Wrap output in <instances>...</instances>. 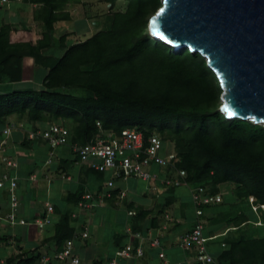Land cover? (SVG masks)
Listing matches in <instances>:
<instances>
[{
  "label": "trees",
  "instance_id": "obj_1",
  "mask_svg": "<svg viewBox=\"0 0 264 264\" xmlns=\"http://www.w3.org/2000/svg\"><path fill=\"white\" fill-rule=\"evenodd\" d=\"M30 1L41 5L36 20L42 21L45 29L38 34L35 30L2 25L0 66L11 58L21 61L39 54L52 44L54 23L63 19L59 10L62 0ZM105 1L114 5L116 0ZM127 1L125 11L113 15L110 28L67 47L49 67L40 88L1 91L0 128L12 114L27 115L36 123L48 114L55 120L72 119V141L79 143H86L98 132L97 122L116 134L136 128L146 135L158 132L164 139L170 135L177 142L173 146L175 166L187 171L191 185L206 186L211 193L219 194L211 184H236L249 211L262 222L252 223L264 227V125L225 116L220 84L202 54L188 48L175 51L145 32L162 0ZM2 72L10 74L7 68ZM62 87H76L86 91V95L60 90ZM251 196L258 206L256 212L249 200ZM221 203L208 207L203 217L205 234L213 237L209 242L211 253L218 252L216 257L220 260L241 264L259 257L264 262V237L247 238L242 234L228 239L241 229V223L235 221L242 215L228 218L222 230L208 229L209 212ZM144 214L147 212L138 209L133 217ZM74 232L70 213H65L53 239L58 250ZM217 243L220 250L213 249ZM37 250L14 254L7 263L34 264L42 254Z\"/></svg>",
  "mask_w": 264,
  "mask_h": 264
},
{
  "label": "crops",
  "instance_id": "obj_2",
  "mask_svg": "<svg viewBox=\"0 0 264 264\" xmlns=\"http://www.w3.org/2000/svg\"><path fill=\"white\" fill-rule=\"evenodd\" d=\"M40 6V4L33 3L30 0H9L0 3V27L3 23H9L16 18L25 21L27 24L28 20H34L35 12ZM27 29L32 30V28ZM19 117V114H12L6 117L3 122L7 124L14 121L18 124L11 132L6 146V153L16 159L18 167L10 169L0 160V175L4 171L10 170L12 174L18 176L17 194L20 204L17 215L19 218L32 219L34 225H36L35 219L47 214L46 203H51L54 206V211L49 213L51 222L44 229H22L23 240L20 239V231L16 233L8 227L1 229L0 245H4L9 253L0 255V264H8L7 258L9 255L26 250L36 248L40 253L57 251V245L53 239L57 224L65 213H70L71 225L75 230L88 229V237L76 239L75 253L88 264H113L117 250L129 241L126 231L129 226H132L133 229L136 227L137 230L150 236L159 233L161 223L159 217L164 216V212L167 211V209L163 210L164 208L157 210L155 206V199L160 201L162 198V194L159 195L161 189H163L161 193L163 192V194L172 197V200H167L168 202H173L175 201L174 198H179L180 202L188 204L189 210L182 212L179 208L174 211V215L179 222L177 221L175 225L162 233V247H152L146 242L143 256L121 258L119 264H163V260L159 257L161 250H164L167 258L174 264H193V253L183 250L177 244L178 237L192 227L195 219L194 206L191 198L188 197L190 195V185L180 186L174 192H170L158 180L156 184L161 188L152 191L147 188L152 186L154 182L147 183L141 180L145 183L144 188L135 191L128 181L130 179L136 181L137 179L117 180L115 183L117 191L111 198H107L104 203L91 212L82 210L79 208L78 202L83 193L88 190L104 191L107 188L108 175L105 173L99 174L88 166L79 164L77 156L73 153L69 144L59 146L56 149L53 162L50 165H45V160L49 155L47 142L41 138L30 140L28 133L33 130L46 129L53 123L31 121L29 122L31 125L26 123V126H23V122H19ZM60 121L56 123L65 124ZM69 129L72 128L69 127ZM169 147V149L172 148V146ZM152 171L159 173L161 177L169 172L155 165L152 166ZM32 176H35V178L31 179ZM121 192H124L125 195L122 196ZM157 195L159 196L156 197ZM53 197H57L59 201L55 202V199L52 201ZM184 197L188 200L190 198V200L187 202L181 200ZM8 209L9 195L8 189L5 188L0 190V211L5 213ZM131 209L144 210L147 214L133 217L128 214ZM22 244H25V248ZM217 253L214 255L216 256ZM36 263L37 261L34 264Z\"/></svg>",
  "mask_w": 264,
  "mask_h": 264
},
{
  "label": "built area",
  "instance_id": "obj_3",
  "mask_svg": "<svg viewBox=\"0 0 264 264\" xmlns=\"http://www.w3.org/2000/svg\"><path fill=\"white\" fill-rule=\"evenodd\" d=\"M9 0H0V3ZM20 1V0H17ZM98 132L86 143L72 141V135L69 127L65 124L53 123L43 130H33L28 133V138L34 140L43 139L49 146V155L45 160V165H50L56 154V149L61 145L69 144L73 153L77 156V162L86 165L94 171L102 172L108 175L106 180V189L104 191L88 190L83 193L78 202L80 209L91 212L97 206L111 198L116 188V181L128 178L141 179L147 183L154 182L149 189H156V181L160 180L165 188H178L183 185H190L191 201L195 210V219L192 227L182 233L177 244L186 251L193 253V264H241L220 260L209 249V242L213 237L205 234V222L203 217L208 207L222 202L219 194H213L206 186H192L187 181V171L175 166L176 152L174 148L169 149L165 139L158 132H152L146 135V132L136 128H128L122 134H116L113 131H106L101 123ZM18 126L14 121L8 122L0 128V160L10 169H16L18 162L15 158L6 153V146L11 132ZM166 169L169 172L161 177L159 173L152 171V166ZM34 179L35 176L30 177ZM8 189L9 209L3 213L0 211V221L8 224L25 225L28 221L25 218H19L17 209L19 207L18 176L12 174L10 170L4 171L0 175V190ZM124 196L125 193L121 192ZM252 208L257 211L258 206L254 204L253 196L249 198ZM264 208V204L261 205ZM47 214L35 219V224L43 228L51 222L49 213L54 211L51 203H46ZM128 214L135 216L136 209H131ZM166 218L170 219L168 212H164ZM259 224H262L260 221ZM129 241L122 248L117 250L113 264H119L121 258L132 256L141 257L145 254L144 244L147 242L152 247H162L160 236H150L132 227L126 229ZM79 237H88V229L75 230L73 236L69 238L62 249L53 253L43 252L36 264H88L83 261L74 250L75 241ZM222 246H225L223 243ZM159 257L163 264H174L171 262L164 250L159 252Z\"/></svg>",
  "mask_w": 264,
  "mask_h": 264
},
{
  "label": "water",
  "instance_id": "obj_4",
  "mask_svg": "<svg viewBox=\"0 0 264 264\" xmlns=\"http://www.w3.org/2000/svg\"><path fill=\"white\" fill-rule=\"evenodd\" d=\"M149 28L206 58L227 118L264 125V0H162Z\"/></svg>",
  "mask_w": 264,
  "mask_h": 264
},
{
  "label": "rangeland",
  "instance_id": "obj_5",
  "mask_svg": "<svg viewBox=\"0 0 264 264\" xmlns=\"http://www.w3.org/2000/svg\"><path fill=\"white\" fill-rule=\"evenodd\" d=\"M127 5H128L127 0H116L114 2V5H112L111 3L105 0H62V5L59 10H61L62 12L61 16L63 19L57 20L54 23V27L51 30V37H52L51 46L42 50L39 54L36 53L34 55L26 56L21 61L16 60L15 58H11L6 62L5 65L0 66V91H10L13 89L19 90V89L40 88L42 86L43 78L48 72L49 67L53 63H55V61L58 58L62 56L64 51L67 49V47L71 46L76 42L83 41L91 37L99 30L110 28L112 18L115 12L125 11ZM153 15H151L149 21ZM34 17H35L34 20H28L27 24L25 23V21L16 18L13 19V21L11 22L3 23L2 25L10 24L15 29L32 28V30H35L38 34H40L45 29V24L42 21L36 20V12ZM145 32L151 35V32L148 28ZM11 64H15V65L12 66ZM6 68L10 74H5L4 72H2V70ZM14 78H19V80H13ZM60 90L70 91L77 95H86V91H81L76 87H62ZM88 94L89 92L87 93V95ZM19 118H20L19 122L20 121L23 122L24 124L23 126H26L25 125L26 123L31 125V123H29L31 122V119L27 115H20ZM58 121L60 120L59 119L55 120L52 117H50L48 114H46L42 118L40 123L49 124V123H56ZM60 122H64L70 128H73L74 126V122L72 119H62V121ZM166 137L167 139L165 138V142L166 145H168V148H170L169 146H172V148H174L177 143L175 139L170 135H166ZM178 148L181 149L182 148L181 145H179ZM128 183L132 185V188L135 191L136 190L139 191L143 189L145 185V183L141 181V179L139 180L137 179L136 181L130 179ZM210 186L212 189L213 187L217 188L218 190L217 189L216 190L223 199H222V203L218 207L210 210L209 214L211 219L208 222V229L215 228L222 230L225 227L228 218H234L235 216L237 217L242 215L243 217H241V219H237V221H235L236 223H241V229L237 231L235 234L229 235L230 237H228V239L231 238L236 239L240 237L242 234H245L247 238L264 237V227H257L256 225H254L255 222L252 223V221L258 220L257 224H259L261 220L258 219L259 217L257 215L255 214L253 215L249 211V208L244 200V195L240 194L241 193L240 189L236 184L232 182H227V183L219 184V186H213L212 184ZM158 188L161 187L158 186L157 190ZM90 189H92V187H90ZM147 189L156 191V189H149V188ZM175 189L176 188H170V189L166 188V190H169L170 192H174ZM161 190L159 195L162 194V198L160 201H158V199H155V206L157 210H161V208L162 209L164 208L163 210L167 209L170 219H168V217L166 218L165 214L164 216L161 215L159 217V220L161 221L159 227V233H157L154 236H160V237L163 232H166L169 228L175 225V223H177L178 220L174 215L175 210L179 208L182 210V212H187L189 210L188 204L180 202L179 198H174L173 200L175 201L168 202L167 200H172V197L163 194V192L161 193ZM159 195H157L156 197H158ZM188 197L191 198V193ZM53 199H55L54 200L55 202L59 201L57 197L56 198L53 197L52 201ZM181 200L186 202L189 201L185 197L181 198ZM221 219L223 221H221ZM27 221L28 223L25 225H21L18 223L14 225H10L6 222L0 221V230L4 229L5 227H8L9 229H13L16 233L17 231H20L19 232V235H21L20 239L23 240L24 235L22 234V229L24 230V229L35 228L36 230L37 229L42 230L46 227V226H44L43 228L37 227L36 225H34V220L32 219L30 220L29 218L27 219ZM233 224L235 223H232V225ZM106 235L108 236L109 234L107 233ZM22 245L25 248L24 246L25 244ZM213 249L220 250L221 249L220 244L218 243L215 244L213 246ZM4 253L6 254L9 253V250L6 249L4 245H0V255H3ZM11 256L12 255H9V257ZM245 264H264V262H261L259 257L255 261L252 260L246 261Z\"/></svg>",
  "mask_w": 264,
  "mask_h": 264
}]
</instances>
